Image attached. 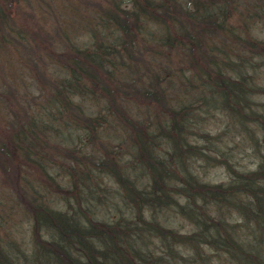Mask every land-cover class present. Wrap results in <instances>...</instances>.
Masks as SVG:
<instances>
[{
	"label": "trees",
	"instance_id": "trees-1",
	"mask_svg": "<svg viewBox=\"0 0 264 264\" xmlns=\"http://www.w3.org/2000/svg\"><path fill=\"white\" fill-rule=\"evenodd\" d=\"M26 2L0 0L37 91L0 126L27 231L0 213V264H264V0H75L52 32Z\"/></svg>",
	"mask_w": 264,
	"mask_h": 264
},
{
	"label": "rangeland",
	"instance_id": "rangeland-1",
	"mask_svg": "<svg viewBox=\"0 0 264 264\" xmlns=\"http://www.w3.org/2000/svg\"><path fill=\"white\" fill-rule=\"evenodd\" d=\"M22 4L28 12L34 15L36 20L43 23L44 28L49 32L53 31L54 21L50 15L53 9L59 12L60 10L62 11L59 14L60 16L58 17V20L61 21V19H63L60 25L64 28H68L72 18L79 19L78 13H76L73 9L75 0H27L26 3ZM27 57L32 58L35 61V57L26 52L23 53V58L25 59ZM6 58L5 63L2 62L0 66V126L5 127H7L8 123L13 121L14 118L12 115L13 113L10 112L8 106L15 109L17 107L16 102L24 103L21 96L25 90H28L30 93L37 94L36 89L29 86L32 81L30 71H28L22 63H18L17 55L8 53ZM259 73V82L261 80L264 84V63L263 68L261 72L259 71ZM21 114L22 113L20 112L19 116ZM206 177L212 182L226 180V175L220 168L211 169ZM2 187L3 185L0 183V193H2ZM9 203L10 201L0 194V208H2L0 213L2 215H7L5 218L9 221V223L18 224L20 228V236L25 237L27 235L26 222L19 215V213H16L15 211L10 213ZM171 224L173 227H176L181 231L188 229L186 224L181 222L179 219H172ZM14 234L15 237L20 238L16 232Z\"/></svg>",
	"mask_w": 264,
	"mask_h": 264
}]
</instances>
